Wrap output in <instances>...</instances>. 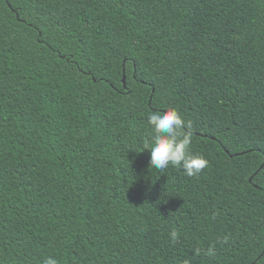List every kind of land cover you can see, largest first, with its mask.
Returning <instances> with one entry per match:
<instances>
[{
	"label": "trees",
	"instance_id": "1",
	"mask_svg": "<svg viewBox=\"0 0 264 264\" xmlns=\"http://www.w3.org/2000/svg\"><path fill=\"white\" fill-rule=\"evenodd\" d=\"M169 108L197 177L141 152ZM47 257L264 264V0H0V264Z\"/></svg>",
	"mask_w": 264,
	"mask_h": 264
},
{
	"label": "clouds",
	"instance_id": "2",
	"mask_svg": "<svg viewBox=\"0 0 264 264\" xmlns=\"http://www.w3.org/2000/svg\"><path fill=\"white\" fill-rule=\"evenodd\" d=\"M147 125L150 129V137L145 139L142 151L149 153L150 168L164 172L169 167L181 169L189 178L197 177L208 167V160L200 154H193L190 149L193 143L192 122L185 121L181 114L174 108L165 111H153L147 116ZM169 238L172 242L179 239L177 231H171ZM228 243V237L224 236L219 241ZM207 257L216 255L215 246H209L206 250L197 249L199 254ZM43 264H59L53 257H47ZM187 264V262H186Z\"/></svg>",
	"mask_w": 264,
	"mask_h": 264
},
{
	"label": "water",
	"instance_id": "3",
	"mask_svg": "<svg viewBox=\"0 0 264 264\" xmlns=\"http://www.w3.org/2000/svg\"><path fill=\"white\" fill-rule=\"evenodd\" d=\"M122 83H123V86L125 87V76H123Z\"/></svg>",
	"mask_w": 264,
	"mask_h": 264
}]
</instances>
